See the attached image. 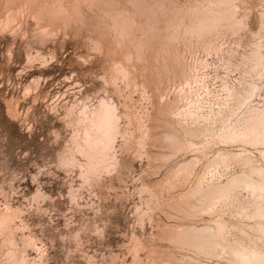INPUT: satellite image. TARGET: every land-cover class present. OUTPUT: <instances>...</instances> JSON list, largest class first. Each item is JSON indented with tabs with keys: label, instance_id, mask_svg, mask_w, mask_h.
I'll use <instances>...</instances> for the list:
<instances>
[{
	"label": "rangeland",
	"instance_id": "1",
	"mask_svg": "<svg viewBox=\"0 0 264 264\" xmlns=\"http://www.w3.org/2000/svg\"><path fill=\"white\" fill-rule=\"evenodd\" d=\"M200 1L90 0L89 5L86 0H0V216L4 211V216L14 214L10 228L18 247L28 238L33 240L34 249L24 246L31 264H130L134 238L151 242L157 224L172 221L159 209L149 212L151 218H139L148 199L142 182H155L165 171L155 174L145 158L135 154V147L123 145L120 137L114 149L117 168L102 174L98 183L80 179L78 173L86 161L69 153L75 129L71 111L94 106L105 96L118 108L121 130H132L127 109L137 116L157 117L160 113L148 99L154 96L157 101L155 90L169 28L177 16L188 15ZM247 1L239 0L236 17L255 32L264 0ZM224 29L213 35L212 48L223 52L221 58L213 49L203 52L200 45L183 51V32H178L181 64L194 68L212 91H220L223 82L236 85L239 79L235 59L225 52L233 36ZM105 50L114 56H106ZM112 57L128 59L136 73L143 69L152 75L147 78L150 88H128L125 81H118L116 94L108 76ZM166 88L171 98L172 82ZM263 91L264 87L262 96ZM205 107L208 111L209 106ZM157 124L147 123L153 133L162 129ZM67 155L75 158L74 169L61 162ZM3 237L0 234V264L9 249ZM144 254L139 252L141 258Z\"/></svg>",
	"mask_w": 264,
	"mask_h": 264
},
{
	"label": "bare ground",
	"instance_id": "2",
	"mask_svg": "<svg viewBox=\"0 0 264 264\" xmlns=\"http://www.w3.org/2000/svg\"><path fill=\"white\" fill-rule=\"evenodd\" d=\"M90 3L94 5L93 1ZM239 4V0H201L188 15L175 18L176 23L169 28L168 47L163 50L161 76L155 90L157 101L154 96L148 99L154 111L160 113L157 117L146 113L137 116L127 109L125 116L132 130H121L118 108L105 96L94 106L82 105L71 111L75 115L72 121L75 129L69 153L86 161L78 173L80 179L98 183L102 174L117 168L114 149L119 137L123 145L135 147V154L145 158L155 174L165 171L155 182L145 179L142 182L148 199L139 218H148L150 211L159 209L163 217L172 221L157 224L151 242L134 238L130 264H264V96L259 94L264 87V13L257 21V31L249 32L248 25L236 17ZM224 27L233 36L225 52L231 60L235 59L239 79L236 85L223 82L220 91H212L194 74V68L181 64L177 38L183 32V51L200 45L203 52L213 49L221 58L223 52L212 45L213 35ZM112 59L109 85L116 94H119L118 81H125L128 88L139 85L150 88L147 78L152 75L143 69L136 73V67L133 63L130 67L128 59ZM169 82L174 86L171 98L166 88ZM151 121L160 123L162 129L157 124L160 130L153 133V128L147 125ZM72 155L61 162L74 169L76 161ZM3 213L0 234L9 248L4 264H31L24 246L33 248V240L28 238L22 248L18 247L10 228L14 214ZM140 251L145 252L144 258Z\"/></svg>",
	"mask_w": 264,
	"mask_h": 264
}]
</instances>
